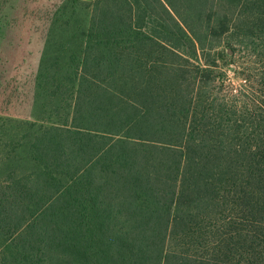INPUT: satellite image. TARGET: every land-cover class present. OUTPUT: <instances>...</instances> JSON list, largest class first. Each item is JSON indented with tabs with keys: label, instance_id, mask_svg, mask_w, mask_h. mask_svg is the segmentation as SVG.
Masks as SVG:
<instances>
[{
	"label": "trees",
	"instance_id": "trees-1",
	"mask_svg": "<svg viewBox=\"0 0 264 264\" xmlns=\"http://www.w3.org/2000/svg\"><path fill=\"white\" fill-rule=\"evenodd\" d=\"M243 45L259 93L201 95ZM78 72L0 170V264H264V0H94Z\"/></svg>",
	"mask_w": 264,
	"mask_h": 264
},
{
	"label": "rangeland",
	"instance_id": "rangeland-1",
	"mask_svg": "<svg viewBox=\"0 0 264 264\" xmlns=\"http://www.w3.org/2000/svg\"><path fill=\"white\" fill-rule=\"evenodd\" d=\"M93 1L0 0V159L11 152L1 171L36 170V127L70 119ZM235 48L201 93L227 106L260 89L258 51Z\"/></svg>",
	"mask_w": 264,
	"mask_h": 264
}]
</instances>
